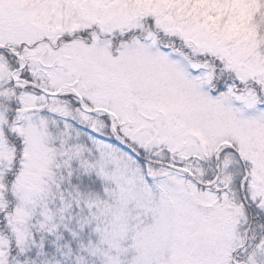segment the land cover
Listing matches in <instances>:
<instances>
[{"label":"snow or ice","instance_id":"1","mask_svg":"<svg viewBox=\"0 0 264 264\" xmlns=\"http://www.w3.org/2000/svg\"><path fill=\"white\" fill-rule=\"evenodd\" d=\"M0 264H264V0H0Z\"/></svg>","mask_w":264,"mask_h":264}]
</instances>
